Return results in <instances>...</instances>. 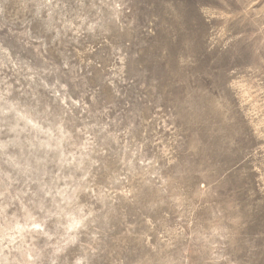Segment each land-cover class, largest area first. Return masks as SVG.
Instances as JSON below:
<instances>
[{
    "label": "clouds",
    "instance_id": "clouds-1",
    "mask_svg": "<svg viewBox=\"0 0 264 264\" xmlns=\"http://www.w3.org/2000/svg\"><path fill=\"white\" fill-rule=\"evenodd\" d=\"M0 264H264V0H0Z\"/></svg>",
    "mask_w": 264,
    "mask_h": 264
}]
</instances>
